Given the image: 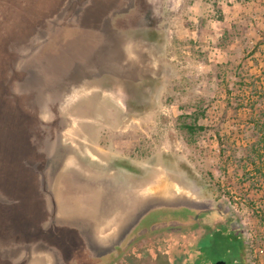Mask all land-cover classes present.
I'll list each match as a JSON object with an SVG mask.
<instances>
[{"label": "rangeland", "instance_id": "obj_1", "mask_svg": "<svg viewBox=\"0 0 264 264\" xmlns=\"http://www.w3.org/2000/svg\"><path fill=\"white\" fill-rule=\"evenodd\" d=\"M206 1L203 70L170 72L171 0H0V244L32 250L0 264H101L104 240L105 264H264V170L235 167L264 109V0Z\"/></svg>", "mask_w": 264, "mask_h": 264}, {"label": "crops", "instance_id": "obj_2", "mask_svg": "<svg viewBox=\"0 0 264 264\" xmlns=\"http://www.w3.org/2000/svg\"><path fill=\"white\" fill-rule=\"evenodd\" d=\"M207 4L206 0H171V11H184V13H186L187 22L183 24L170 22L164 25L165 29H170L171 31L165 34L163 40H160L161 44H164L162 47L164 48L163 52L165 56L159 59L158 62L163 65L164 62H166V65L163 67L167 70L171 68L170 72H172L173 68L182 69L181 72H192L193 69L196 72L203 70V62L199 58L200 55L199 57L197 55L200 45L198 46L197 44L204 41H214L218 38L217 36L221 34L217 31L220 22H218V24L214 21L207 23L206 20L202 19V17L206 16V10H208ZM200 17L203 23L200 29L196 31L193 24L195 23L198 25L201 20ZM208 57L213 59V53H210ZM183 69L185 71H183ZM11 241L13 240L11 239ZM2 245L3 244H0V258L2 262L6 259H9L8 261L12 263L23 261L21 253L29 254L32 252L30 248L16 249L15 247L17 246H14L12 243L5 246ZM15 251H17L19 255L14 256ZM34 252L37 254L32 257L44 259V264H59L58 260L53 261L51 259L50 252L49 255L45 253V251H43V254H39V252H42L41 250H36ZM100 263L102 264L101 260Z\"/></svg>", "mask_w": 264, "mask_h": 264}, {"label": "trees", "instance_id": "obj_3", "mask_svg": "<svg viewBox=\"0 0 264 264\" xmlns=\"http://www.w3.org/2000/svg\"><path fill=\"white\" fill-rule=\"evenodd\" d=\"M263 44H264V35H263V38L258 42V46H262ZM256 80H257V84L260 83V88L262 89V93H263L258 98H260V101H262L264 105V67L262 69L261 75L256 77ZM255 104H252L250 106V108L252 109V112L248 115V118H246L244 122L242 123L244 125L245 124L249 125L253 123L254 125L253 130H255V133L251 135L250 132H248V128L246 129L244 127L241 128V130H239L240 135L242 134L243 138H241L242 144L240 145V147L236 149V151L244 149L243 152L245 151L246 155L245 157H243V159L237 160V162L235 163V167L236 169L241 168L244 172L264 170V109L262 108L260 110V113L256 114L258 108H256ZM189 107H187L188 109H185V108L184 109L188 110V113H190L189 115L192 121H190L189 123H183L182 129H185L188 135L190 137H193L197 133H203L207 131L206 126L204 124H201L200 122L202 118L204 119L205 113L204 111L201 110L198 102H196L195 104L191 103ZM254 115L255 117L257 116L258 118L257 119L253 118ZM242 146H243V149L241 148ZM225 153H227L226 150H223V154ZM231 154H233V152H231ZM231 154H229V156H234ZM260 183L262 186H264V183L262 182ZM221 195L222 194L218 193V196H216V201L221 199ZM163 214L165 215V218L162 219L164 221H170L172 218H175V217L181 218L179 214H175V213L170 214L169 212H165ZM184 216L187 217V214H184ZM181 219L184 220L186 218H181ZM188 219L190 218L188 217ZM223 238L227 241L229 239L227 236ZM235 244L239 246L240 248L239 242H235ZM238 253H239V250H238ZM235 259L234 261H236Z\"/></svg>", "mask_w": 264, "mask_h": 264}, {"label": "flooded vegetation", "instance_id": "obj_4", "mask_svg": "<svg viewBox=\"0 0 264 264\" xmlns=\"http://www.w3.org/2000/svg\"><path fill=\"white\" fill-rule=\"evenodd\" d=\"M132 230H133V228L132 229H130V231L129 232H127L125 235H124V237L122 238V240H121V243H124L125 241H126V238L128 237V236H130V234H131V232H132ZM135 240V239H134ZM131 242H129V244H128V247L130 246L131 247ZM117 246V248L118 247H120V244L119 245H116ZM133 247V246H132ZM114 248H116V247H114ZM116 248V249H117ZM113 253V251L112 250H106L105 251V240H104V244H103V247H102V252H101V254L97 257V258H99L101 261H102V264H105V257H107V256H110L111 254ZM132 253V252H131ZM120 256V257H119ZM130 256V252H127L126 250L124 251V252H120V254H118V257H119V259H120V262H123V264H125L124 262H125V259L127 258V257H129ZM114 264H116V263H114Z\"/></svg>", "mask_w": 264, "mask_h": 264}, {"label": "water", "instance_id": "obj_5", "mask_svg": "<svg viewBox=\"0 0 264 264\" xmlns=\"http://www.w3.org/2000/svg\"><path fill=\"white\" fill-rule=\"evenodd\" d=\"M217 264H225L224 261H219Z\"/></svg>", "mask_w": 264, "mask_h": 264}, {"label": "built area", "instance_id": "obj_6", "mask_svg": "<svg viewBox=\"0 0 264 264\" xmlns=\"http://www.w3.org/2000/svg\"><path fill=\"white\" fill-rule=\"evenodd\" d=\"M221 2H222V3H227V1H226V0H221Z\"/></svg>", "mask_w": 264, "mask_h": 264}]
</instances>
